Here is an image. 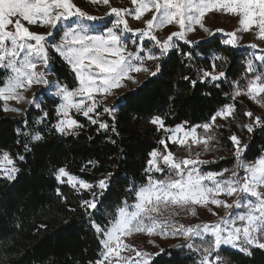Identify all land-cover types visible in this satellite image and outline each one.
<instances>
[{"label": "snow or ice", "instance_id": "6c2138e0", "mask_svg": "<svg viewBox=\"0 0 264 264\" xmlns=\"http://www.w3.org/2000/svg\"><path fill=\"white\" fill-rule=\"evenodd\" d=\"M90 2L109 6L105 16L115 17L111 27L105 26V17L89 15L74 0H0V69L8 73L0 82V110L22 113L24 109L12 106L9 101L17 104L26 102L41 109L42 115L36 123L42 124L49 113L41 108L40 94L33 93L31 99L25 95L34 85L41 86L44 92L54 90L51 94L60 99L55 107L56 123L53 125L57 132L77 134L84 127L74 114L82 115L97 125L98 132L107 131L110 127L115 132L114 124L109 125L100 118L98 108L102 107L114 121L118 106L115 103L108 105V97L116 96L117 90L126 88L128 81L138 83L137 75L140 73L156 77L161 72L159 61L170 51L180 49V41L184 45H198L199 41L188 38L197 26L214 35L215 32L204 23L208 13L238 17L239 27L226 33L225 45L239 47L237 32L241 31H255L257 39L264 40V0H131V8L112 7L110 0ZM148 13H151V18L144 19L143 28L129 26L128 16L141 20ZM86 21H105V24L97 26ZM25 22L51 30L37 33L31 31ZM61 22H65L62 35L56 41ZM167 26H175L177 30L171 31L164 39L158 38L156 32ZM215 31L222 32L223 29ZM126 34H131V43L136 46L134 51L128 47L130 37ZM146 42L151 47H145ZM247 47L257 49L259 45L253 43ZM50 49L69 66L76 81L74 87L48 78L52 69ZM180 54L189 62V67H194V57L201 55L194 48L181 50ZM217 61L221 63L218 65ZM255 61H260L264 67V55L253 53V59L246 61L243 77L231 81L223 69L227 57L221 54L213 53L210 68H196L200 83H212L217 88L220 83H230L231 92L224 95L231 102L222 104L205 123L198 125H189L185 121L175 127H167L164 117L153 116L150 123L157 127V131L165 133V137L159 140L163 150L154 149L149 153L145 181L133 182L126 189L134 197L133 202L129 203L128 199L121 201L113 212L108 213L110 219L107 224L97 223L93 212L109 188L112 173L90 183L71 174L67 166L56 169L58 181L66 182L76 192L91 193V199L81 200L80 206L100 237L102 249L99 259L88 264H150L153 256L165 251L161 248L158 253H150L127 243V238L135 234L149 238L183 237L187 248L200 253L199 264H221L219 250L225 245L238 248L246 255H251L253 248L264 250V151L252 160L245 159L249 144L231 131L233 126L250 134L256 129L264 131V116L256 115L250 109L240 114L247 118V123L237 120V104L243 105L238 97H245L264 108V72L258 70ZM148 62H153L154 70L148 67ZM182 78L190 79L188 76ZM197 82L191 80L193 86ZM118 99L127 101V97ZM24 123L27 126V120ZM225 125L231 132L227 139L232 145L236 163L231 169L205 172L202 166L216 161L201 159V156L215 150L223 139L220 133L225 130ZM17 134L30 136L32 141L43 139L39 131L21 133L17 129ZM169 142L183 149L187 155L178 156L171 151ZM16 143L21 141L18 139ZM194 148L200 150L194 151ZM24 149L30 151L27 143ZM24 159L19 153L13 156L8 150H0V175L9 181L14 180L20 172L17 160ZM97 163L88 161L85 168L95 167ZM83 171L84 168L81 169ZM57 194L63 198L59 188ZM221 197L235 199L230 203ZM198 206L206 208L216 219L196 224H184L176 219L181 213L197 216ZM216 208H223L224 214L220 215ZM40 227L46 228V225ZM197 238L202 241V248H194L192 241ZM148 242L155 244L152 239Z\"/></svg>", "mask_w": 264, "mask_h": 264}, {"label": "trees", "instance_id": "16d2710c", "mask_svg": "<svg viewBox=\"0 0 264 264\" xmlns=\"http://www.w3.org/2000/svg\"><path fill=\"white\" fill-rule=\"evenodd\" d=\"M223 41L220 35L215 34L200 40L198 45L180 42V49L170 51L161 60V72L156 77H148L137 88L118 97H127L126 102L115 100L118 109L114 121L112 116L98 108L100 118L109 125L114 124L115 132L111 127L98 132V126L82 115H76L84 125L77 134L57 132L53 125L56 123L58 100L44 95L43 109L49 115L37 130L43 139L32 141L30 136L18 135L17 129L21 133L37 129L34 126L42 115L41 110L29 108L20 117L6 115L0 110V150L25 157L24 161L17 160L20 172L14 180L0 177V264H88L99 259L102 249L100 237L80 206L81 200L91 199V193L76 192L69 184L58 181L56 169L67 166L71 174L90 183L112 173L109 188L93 212L97 223L107 224L110 219L108 213L113 212L121 201L128 199L133 202L134 197L126 189L133 182L145 181L149 153L154 149L163 150L159 140L165 137V133L157 131V127L150 123L153 116L164 117L167 127H175L185 121L189 125H198L205 123L222 104L231 102L224 95L231 92L230 83H220L219 88L212 83H200L196 71V68H210L211 56L216 53L227 57L223 69L229 81L243 77L247 51L225 45ZM193 48L201 55L194 57V67H189V62L180 52ZM50 52L53 74L70 88L74 87L76 81L69 66L57 54ZM220 63L217 61L218 65ZM6 75L7 71L0 69V82ZM184 76L190 79L184 80ZM191 80L198 82L193 86ZM245 107L237 104V120L245 118L240 115ZM233 129L234 126L231 131L236 132ZM243 131L245 135H238L249 144L244 158L252 160L264 151V131L256 129L251 134ZM230 133L225 125V130L220 133L223 139L219 143L223 150L231 147L227 139ZM18 139L20 144L16 143ZM25 143L30 151H25ZM169 148L173 146L169 145ZM88 161L98 163L95 167L85 168ZM232 163V158L220 159L207 165L206 169L219 171L230 168ZM57 188L63 198L57 194ZM40 225H46V228ZM164 249L163 253L152 258L150 264H199L200 257L185 247H176L175 244ZM251 251V255H246L236 249L221 247V264H264V250L253 248Z\"/></svg>", "mask_w": 264, "mask_h": 264}, {"label": "rangeland", "instance_id": "374dc122", "mask_svg": "<svg viewBox=\"0 0 264 264\" xmlns=\"http://www.w3.org/2000/svg\"><path fill=\"white\" fill-rule=\"evenodd\" d=\"M74 3L81 8L83 11L87 12L89 15L91 16H97V17H105V21H86V23L88 24H96L97 26H99L100 24H105L106 27H111V21L113 19H115L114 15L112 17H106L105 14L109 12V6L108 5H103V4H93L90 2V0H74ZM111 6L112 7H123V8H131L133 7L131 4V0H110ZM151 18V13H148L145 15L144 18H142L141 20H136L134 18H132L131 16H128V23L129 26L133 29H137V28H143L144 27V19H149ZM64 23L65 22H61V26H60V31H57L56 33V37L55 40L58 41L60 39V36L62 35V31H63V27H64ZM204 23L206 25V27H208L210 30H212L213 32H215V34L220 35L223 40L228 39V36L226 35V33H230L233 32L234 30H236L239 25H238V17L229 15V14H223V13H216V12H210L205 16L204 19ZM26 24V22H25ZM26 26L29 27V29L31 31L37 32V33H46L48 31H50V28H45V27H40L39 25H27ZM216 29H223L222 32H216ZM177 30V28L175 26H167L162 30H158L156 32V35L158 38L160 39H164L166 38V36L171 32V31H175ZM214 34V35H215ZM130 37V39L127 41L128 43V47L130 50L134 51L135 50V45L131 43V34H126ZM237 35L240 37L239 39V49H245L247 51V60L248 59H253V53H255V55H264V40H260L257 39L256 36V32L255 31H249V32H237ZM213 35H209V33L204 32L202 29L199 28V26H197L196 31L189 33L188 34V38L193 40V41H200V40H205V39H209L211 38ZM51 42V41H50ZM182 42V41H180ZM179 42V43H180ZM257 44L259 45V48L257 49H253L251 47H247L250 44ZM145 47H151V44H148L147 42L145 43ZM51 50V49H50ZM49 50V51H50ZM51 54V52H50ZM161 61H159L160 63ZM257 68L259 71L264 72V67H261V62L260 61H255ZM148 67L152 68L154 70V64L153 62H148ZM4 70V69H3ZM8 74V73H7ZM149 76H147V74L145 73H140L137 75V80L138 83L133 84L131 81L126 82L127 83V87L126 88H121L118 89L116 92V96H110L108 97L106 103L108 105H111L115 102V100L118 97L123 96V94L128 91V90H132L137 88L141 83H143ZM48 78L50 80H58L56 78V76L53 74V72L51 71L49 73ZM243 83V81H241ZM54 91V90H51ZM50 92H44L43 89L41 88V86H33L32 89L28 92L25 93V95L31 99L32 98V94L33 93H39V100L42 101L41 103V108L43 109V101H44V95H47L48 97H52L54 99L58 100V104L60 103V99L58 97H55L54 95L51 94ZM238 101L242 100L243 104L246 106L244 108V111L246 109H250L252 110L256 115H262L264 116V108H261L260 106L252 103L251 101H249L247 98L245 97H238L237 98ZM9 103L14 106V107H18L21 109H24V111L22 113H14V112H7L5 113L3 111L4 114L6 115H11L14 117H20L22 114H24L25 111H27L29 108H33L34 110H41V109H37L34 106H31L29 104H27L26 102H21L19 104H17L15 101H9ZM100 110L103 111V108L100 107ZM44 110V109H43ZM116 113V112H115ZM75 118L76 115L79 114H74ZM239 122L243 123V121H245V123H247V118H240L238 120ZM222 123H225L223 121H221ZM41 124H35L34 128L36 127L37 129H35L32 132H35L38 130L39 126ZM236 131L237 134H243L245 135L246 132L244 133L243 130L237 128L234 126V129ZM202 131V130H200ZM231 134V133H230ZM241 137V136H240ZM247 143V141H245ZM169 145H172L173 148H169L171 151H173L174 153H176L178 156H184L187 155V153L179 148L177 145L172 144L171 142H169ZM199 148H194V151H199ZM221 157H223V159H233V163L231 165V168L234 167L236 160L233 156L232 153V145L231 147H228L227 149L225 148L224 150L222 148H220V144L216 145V148L214 151H209V152H205L202 154L201 159H206V160H213L215 159V161H220ZM214 164V163H211ZM207 165H203L202 166V170L207 172V171H212V170H208L206 169ZM241 174H243L241 172ZM1 178H5L6 177L0 175ZM65 181L67 180V178H64ZM66 183V182H65ZM95 191V189H94ZM222 199H228V201L231 203L233 199H235V197L232 198H228V197H221ZM132 203V202H129ZM214 207V206H213ZM215 211L219 212L220 215L224 214V209L223 208H216ZM233 211H236L235 209H233ZM197 216H192L190 214H185V213H181L180 216L176 217V219L184 224H196V223H200L202 221H214L216 219L215 216H213L211 214L210 211H208L206 208L203 207H197ZM149 239H152L155 241V244H151L149 243ZM127 243L135 245L138 249H144L147 250L150 253H158L160 251L161 248H167L173 245H183V247H185L186 249L190 250L189 248H187L186 246V241L183 237H167V238H161L159 236H154L149 238L148 236L144 235V234H135L129 238H127ZM192 243L194 244V248L195 247H200L202 248L204 245L202 243V241L200 239H194L192 241ZM222 247H227L230 249H236L239 250L238 248H232L231 246H222ZM192 252L196 253L198 255V257H200L201 260V255L199 252L195 251V250H191ZM240 251V250H239ZM215 255V253H214ZM154 257V256H153ZM221 260V257H220Z\"/></svg>", "mask_w": 264, "mask_h": 264}]
</instances>
